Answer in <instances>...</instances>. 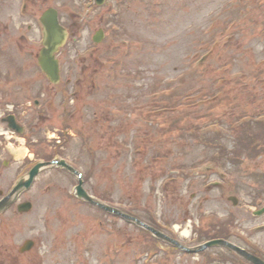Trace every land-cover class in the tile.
Segmentation results:
<instances>
[{"label": "rangeland", "instance_id": "374dc122", "mask_svg": "<svg viewBox=\"0 0 264 264\" xmlns=\"http://www.w3.org/2000/svg\"><path fill=\"white\" fill-rule=\"evenodd\" d=\"M90 1H41L75 23L59 83L28 48L25 61L27 102L44 94L74 111L42 121L25 147L58 153L81 177L39 171L0 214V264H252L220 246L175 249L79 199V180L183 245L219 237L264 260V214H252L264 205V0ZM26 239L35 244L19 253Z\"/></svg>", "mask_w": 264, "mask_h": 264}, {"label": "flooded vegetation", "instance_id": "af4514ba", "mask_svg": "<svg viewBox=\"0 0 264 264\" xmlns=\"http://www.w3.org/2000/svg\"><path fill=\"white\" fill-rule=\"evenodd\" d=\"M41 1L48 0H0V198L11 189L19 171L25 172V155L16 157L21 142L35 135L41 122L52 115L58 113L70 120L74 117L71 105L54 104L51 98L43 100L44 94L33 103L26 102V50L37 60L41 49L40 16L51 7H41ZM26 16L32 18L27 21Z\"/></svg>", "mask_w": 264, "mask_h": 264}, {"label": "water", "instance_id": "95a60500", "mask_svg": "<svg viewBox=\"0 0 264 264\" xmlns=\"http://www.w3.org/2000/svg\"><path fill=\"white\" fill-rule=\"evenodd\" d=\"M103 0H97V2H102ZM41 22L44 25L45 28V41H44V47L40 52V56L38 58V64L41 68V70L45 73V75L48 77L49 81L51 83H57L59 81V63L58 60L54 56V52L58 49L60 45H62L65 42L66 39V31L65 29L60 25L58 16H57V11L54 8H49L46 10L42 16H41ZM94 40L97 41L99 40L97 37H94ZM51 163H56V161H51V162H38L36 163L28 172V176L26 178H22L18 181V183L13 187V189L5 195L1 200H0V212L15 198V196L22 190L29 188L31 185L34 176L38 173L39 169L43 166L49 165ZM58 164L66 167L69 170H73V168L65 163L63 159L59 160L57 162ZM76 191L77 195L85 200H87L90 203H93L97 205L98 207L105 209L107 211L116 213L122 217H124L127 220H132L136 221V223L141 224L145 226L147 229H149L151 232H153L155 235L164 238L168 241H171L175 245L181 247L182 249L188 250V248H185L181 246L177 241L169 238L168 236L162 234L161 232L155 230L152 227L147 226L146 224L140 222L139 220H136L134 217H131L125 213H123L121 210L109 206L102 201L92 197L89 195L82 187L81 181H79L78 185L76 186ZM229 199L233 200V204L235 205L237 203V200L234 197H229ZM31 203L29 201L22 202L18 205V210L19 211H26L30 209ZM264 212V207H262L260 210L256 212V214H261ZM34 242L31 239H27L23 245L20 247V252H24L27 250H30L33 246ZM212 245H220V246H225L233 251H235L237 254L240 256L244 257L247 260L252 261L254 264H264V261L249 253L245 249L235 245L232 242H229L225 239H213L210 241H207L201 245H199L196 248L189 249L191 251H197L204 249L208 246Z\"/></svg>", "mask_w": 264, "mask_h": 264}, {"label": "trees", "instance_id": "16d2710c", "mask_svg": "<svg viewBox=\"0 0 264 264\" xmlns=\"http://www.w3.org/2000/svg\"><path fill=\"white\" fill-rule=\"evenodd\" d=\"M250 123H256V122H258V121H249ZM247 123H245L244 122V125H246ZM256 124H258V123H256ZM252 143H256V144H260V145H263V142L259 139V141H253ZM211 238H214V237H211Z\"/></svg>", "mask_w": 264, "mask_h": 264}, {"label": "bare ground", "instance_id": "6f19581e", "mask_svg": "<svg viewBox=\"0 0 264 264\" xmlns=\"http://www.w3.org/2000/svg\"><path fill=\"white\" fill-rule=\"evenodd\" d=\"M184 234L186 235V234H188V232L185 230V231H184Z\"/></svg>", "mask_w": 264, "mask_h": 264}]
</instances>
